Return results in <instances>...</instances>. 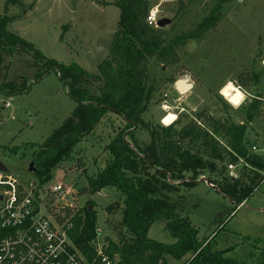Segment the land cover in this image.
I'll return each mask as SVG.
<instances>
[{"label":"rangeland","instance_id":"obj_1","mask_svg":"<svg viewBox=\"0 0 264 264\" xmlns=\"http://www.w3.org/2000/svg\"><path fill=\"white\" fill-rule=\"evenodd\" d=\"M219 0H192L173 20L178 5L165 9L164 19H170L166 29L174 37L196 28L209 15ZM116 0H23L21 5L7 7L0 0V15L17 16L8 31L31 43L37 50L60 63L77 64L90 74L98 73V65L107 57L109 43L118 29L120 9ZM106 5V6H105ZM6 8V9H5ZM222 20L216 30L202 39L191 41L178 48L180 63L174 68L162 67L153 61L149 83L151 100L142 115L150 126L160 124L171 113L178 126L191 121L212 131L210 120L242 124L251 106L258 103L248 124V147H256L264 156V0H231L222 7ZM17 74L16 69L13 76ZM189 76L193 89L179 94L177 81ZM93 81V80H92ZM228 82L245 93L238 107L228 103L220 94ZM97 84L92 86L94 87ZM256 89V95L252 89ZM76 102L56 73H50L39 82H33L29 91L14 97L0 94V161L9 175L20 185L40 186L30 172L31 145L42 144L71 115ZM126 123L114 114H108L96 130L80 144L72 157L55 171L54 178L41 187L49 201V208L58 211L63 220L75 222L82 209L91 202L97 211L98 236L94 244H107V239L118 242L125 235L121 227L123 196L115 189L89 191V180L96 178L109 159L107 147L112 138ZM171 126V125H170ZM138 139L149 143V133L141 130ZM224 144V143H223ZM20 148L18 153L11 152ZM27 149V150H25ZM224 174L243 178V164L227 162ZM247 168L246 175L249 174ZM207 175V174H206ZM206 175L189 188L180 186L177 193L169 195L177 213L187 218L198 230L200 242L210 240L213 251H225L226 257L241 261L255 240L264 241V182L262 176L252 196L241 205L210 184ZM263 175V173H262ZM205 179L207 182L202 181ZM62 184V198L53 196L49 189ZM89 202V203H88ZM112 207L114 212L106 211ZM166 222L157 220L148 237L166 244L175 239L165 230ZM247 242L243 243V240ZM246 254V255H245ZM167 264H183L171 257Z\"/></svg>","mask_w":264,"mask_h":264},{"label":"trees","instance_id":"obj_2","mask_svg":"<svg viewBox=\"0 0 264 264\" xmlns=\"http://www.w3.org/2000/svg\"><path fill=\"white\" fill-rule=\"evenodd\" d=\"M22 1L6 0V5L15 7ZM191 1L178 4L173 20L179 18L180 11ZM230 2L219 0L196 28L171 37L166 28L147 25L146 0H116L115 5L120 9L118 29L96 75L77 64L66 65L49 59L31 43L8 31L17 16L0 15V94L21 95L29 91L33 82L56 73L76 102L75 109L59 128L42 144L30 146L31 163L40 188L54 178L55 171L72 157L108 114L126 123L107 147L106 167L88 184L91 193L115 189L123 196L120 210L125 235L118 242L107 239L105 249L107 256L119 259L118 264H167L169 257L183 260V264H264L262 240L253 241L241 261L226 257L235 247L225 251L211 249L216 235L200 242L198 230L189 219L178 215L169 197L180 186L189 188L206 174L208 182L238 206L252 196L264 174V156L248 147L246 140L248 124L258 110V103L251 106L252 114L242 124L210 120L211 132L193 121L184 126H178V122L163 127L150 126L142 118L153 89L149 83L151 63L155 61L167 69L178 66V48L216 30L222 20V7ZM15 69L17 74L13 76ZM94 84L97 86L93 91ZM141 130L149 133L148 144L139 141L137 134ZM19 149L13 148L11 152L16 154ZM223 162L230 165L242 162L241 177L245 175L247 181L225 175L226 166H218ZM89 204L76 217L71 236L76 247L92 262L98 236L97 211ZM106 211L114 212L112 207ZM157 220L166 222L165 230L175 243H160L148 237ZM245 242L248 244L247 239Z\"/></svg>","mask_w":264,"mask_h":264},{"label":"built area","instance_id":"obj_3","mask_svg":"<svg viewBox=\"0 0 264 264\" xmlns=\"http://www.w3.org/2000/svg\"><path fill=\"white\" fill-rule=\"evenodd\" d=\"M146 1V23L159 29L165 9L185 0ZM49 191L62 198L65 188L59 183ZM41 192L39 186L20 185L11 175L0 172V264H117L105 254V243L95 244L96 256L89 262L71 236L74 221L63 220L64 216L49 208Z\"/></svg>","mask_w":264,"mask_h":264},{"label":"water","instance_id":"obj_4","mask_svg":"<svg viewBox=\"0 0 264 264\" xmlns=\"http://www.w3.org/2000/svg\"><path fill=\"white\" fill-rule=\"evenodd\" d=\"M171 23H172V21L170 19H167V18L166 19H162L158 23V27L160 29H163V28H166L167 26L171 25ZM184 84H185L186 88L185 89L184 88L181 89V86L184 85ZM175 88H176V90H177V92L179 94H185L187 92H190L193 89V85L190 83L189 76L185 75L182 80L177 81L176 84H175ZM29 170H30V172H33V173L35 172L34 163H30ZM0 172L9 174V170L3 164L2 161H0ZM202 181L207 182L205 179H203ZM207 184L210 185L208 182H207ZM115 262L118 264L119 259L118 258L115 259Z\"/></svg>","mask_w":264,"mask_h":264},{"label":"clouds","instance_id":"obj_5","mask_svg":"<svg viewBox=\"0 0 264 264\" xmlns=\"http://www.w3.org/2000/svg\"><path fill=\"white\" fill-rule=\"evenodd\" d=\"M230 90L234 91L235 95H231ZM222 94L226 98H228L230 103H232L236 107H238L241 102L245 99V93L239 89H234L232 82H229L227 86L222 89ZM175 118L176 117L172 115L166 116L163 120V123L167 125L170 121L174 120Z\"/></svg>","mask_w":264,"mask_h":264},{"label":"bare ground","instance_id":"obj_6","mask_svg":"<svg viewBox=\"0 0 264 264\" xmlns=\"http://www.w3.org/2000/svg\"><path fill=\"white\" fill-rule=\"evenodd\" d=\"M228 83H229V82H228ZM228 83H226L222 89H224V88L227 86ZM233 86H234V85H233ZM182 88H184V89L186 88L185 84L181 86V89H182ZM222 89H221V92H220L221 96H222L223 98H225V99L228 101V103H230L229 99L226 98V97L222 94ZM234 89H237V88L234 86ZM230 92H231V95H235V92H234V91L230 90ZM230 104H232V103H230ZM232 105H233V104H232ZM233 106H234V105H233ZM235 107H236V106H235ZM170 115L175 116V115L172 114V113H171ZM175 120H176V118H175L174 120L170 121L167 125L164 124L163 122H162V123H163L164 126H170V125L173 124V122H174Z\"/></svg>","mask_w":264,"mask_h":264},{"label":"crops","instance_id":"obj_7","mask_svg":"<svg viewBox=\"0 0 264 264\" xmlns=\"http://www.w3.org/2000/svg\"><path fill=\"white\" fill-rule=\"evenodd\" d=\"M105 6H106V5H105ZM260 57H261V60H262V65H263V67H264V55L261 54ZM193 88H194V87H193ZM252 93H253L254 95H256V89H255V88L252 89Z\"/></svg>","mask_w":264,"mask_h":264}]
</instances>
